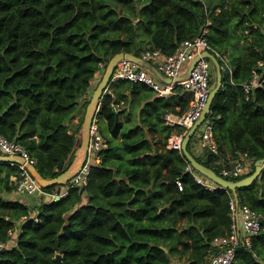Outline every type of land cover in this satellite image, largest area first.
<instances>
[{
    "label": "trees",
    "instance_id": "obj_1",
    "mask_svg": "<svg viewBox=\"0 0 264 264\" xmlns=\"http://www.w3.org/2000/svg\"><path fill=\"white\" fill-rule=\"evenodd\" d=\"M262 22L264 0H0V134L26 149L44 179L56 178L68 167L100 65L121 52L140 56L147 47L170 55L206 28L208 44L228 55L236 85L222 75L209 115L218 155L201 164L219 175L212 166L219 157L245 154L246 173L226 179L241 180L264 158V83L248 95L241 86L253 72H263L258 63L264 62V33L253 28ZM116 103L104 96L96 116L107 121L113 137L120 132ZM79 107L83 114L73 127ZM109 144L91 166L85 192L72 188L49 204L5 198L17 166L0 163V243L10 245L0 250V264H54L57 255L62 264L208 262L214 239L229 232L234 193L197 185L176 149L147 155L152 169L136 166L127 181L116 179L108 163L117 151ZM141 145L129 153L136 157ZM236 195L239 204L264 217V170ZM233 264H264V222L252 249L240 248Z\"/></svg>",
    "mask_w": 264,
    "mask_h": 264
},
{
    "label": "built area",
    "instance_id": "obj_2",
    "mask_svg": "<svg viewBox=\"0 0 264 264\" xmlns=\"http://www.w3.org/2000/svg\"><path fill=\"white\" fill-rule=\"evenodd\" d=\"M254 29H259L264 33V22L253 25ZM247 31H245L246 35ZM207 29L204 28L199 35L193 39L183 41L179 44L176 50L165 55L159 49L147 47L141 52L140 58L148 63H154L155 69L165 78L171 80V83H163L149 70L142 68L130 61H120L110 77L107 87L103 90L97 113L101 108V101L106 95H112L111 86L117 82H129L140 84L151 91L155 92L159 97L170 98L177 90L188 93L191 96L187 110L181 114H173L165 112L162 116V121L175 128H182V132L170 137V148L176 149L181 153V144L187 131L201 116L206 105L212 84V62L201 57L204 52L212 54L219 63V68L222 75H227L229 82L236 85L233 81V70L230 66L228 55L216 52L206 40ZM197 56H200L189 76L181 81L174 82L176 78L181 76L189 66L190 62ZM258 65L263 68L262 74L253 72L249 83L242 84L243 91L248 95L252 89L260 87L264 83V62H259ZM105 65L99 66V73L102 75ZM214 86V85H213ZM117 112V107H114ZM210 115V114H209ZM209 115L200 124L195 131L193 137L197 138L199 147L213 154H218V145L216 143L213 131L214 119ZM95 120V119H94ZM105 148L103 138L100 135L95 122L90 128V139L88 147V155L86 161L79 172L71 178L66 184L67 187L62 192H47L42 188L32 177L30 172L24 165L9 164L17 166V174L11 180L12 193L17 195L36 196L38 202L52 203L57 202L67 196L68 190L72 188H85L88 182V176L92 165L100 162V152ZM0 154L4 156H19L28 163L35 166L34 160L30 159L26 149L15 142L9 140L0 134ZM186 161V160H185ZM220 170V176L224 179H237L243 176L248 167L249 161L246 160V155H241L228 162ZM185 172L190 174L197 185L202 186L207 191H214L221 188L208 178L199 174L186 161ZM175 186L178 191L183 190V184L180 179L175 181ZM229 232L214 239V250L208 257L207 264H233L235 262L237 251L243 248L245 251L252 249V239L263 230L264 217L259 212L250 209L246 205L239 204L235 196L232 195L229 200ZM9 249L10 246L0 243L1 249Z\"/></svg>",
    "mask_w": 264,
    "mask_h": 264
},
{
    "label": "crops",
    "instance_id": "obj_3",
    "mask_svg": "<svg viewBox=\"0 0 264 264\" xmlns=\"http://www.w3.org/2000/svg\"><path fill=\"white\" fill-rule=\"evenodd\" d=\"M151 65L155 67L154 63ZM212 69H214V66H212ZM97 76L98 75L96 74L92 86L97 85L96 83L99 82L97 81L99 76ZM111 91L113 96H109L112 101L117 99V103L113 105L120 111L117 115V119L120 124L118 137L112 136L109 125L105 119H102L99 122L97 118H95L94 122L103 138L105 149L109 148V143H111L117 151V155L111 159L108 166L114 172V175H116V179H123L127 181V171L133 167H142L143 165H147L149 169H152L147 160H144V157L147 155H157L163 153L166 148L171 149L170 137L182 132V128H173L166 125L162 121V116L165 112H171L173 114H181L185 112L189 106V99H191V96L188 93L177 90L170 98L159 97L155 92L146 87L140 85L131 86L127 82H117L113 84L111 86ZM83 101L84 99H81L80 103L82 104ZM114 113L116 114V112ZM82 114L83 111L81 107H79L76 110L70 125L75 127L80 122ZM138 144L142 145L139 146L137 156L134 157L132 153H129V150L131 148L134 151L133 148ZM77 146L79 145L75 144L74 151ZM74 151L68 158V167L74 160ZM188 152L195 158L196 161H199V163L207 161L208 156L210 155H218L200 148L197 138L191 140ZM219 158L220 160L213 162L212 166L218 167L221 170L227 160L230 161L236 157L232 158L230 155H227ZM168 169L169 165L162 167V174H167ZM14 176L15 175L10 176V182ZM130 187L134 188L135 191L138 190L134 184H130ZM83 192H85V190ZM4 197L10 200H20L28 205H33V201L38 203V198L36 196L17 195L9 192L4 194ZM86 199L87 198L84 195L82 202H85ZM183 260L180 263L176 260L173 262L177 264H185Z\"/></svg>",
    "mask_w": 264,
    "mask_h": 264
},
{
    "label": "water",
    "instance_id": "obj_4",
    "mask_svg": "<svg viewBox=\"0 0 264 264\" xmlns=\"http://www.w3.org/2000/svg\"><path fill=\"white\" fill-rule=\"evenodd\" d=\"M201 57L209 59L213 66L215 72V83L213 88L211 89L206 105L203 109V112L199 119L193 124V126L187 131L185 137L183 138L181 144V153L184 159L191 165L193 169H195L199 174L208 178L215 184L219 185L223 189L230 190L234 193L235 199H237L236 190L249 187L257 178H259L260 174L264 170V158L255 161L254 170L251 175L238 180V181H230L222 178L220 175L216 174L212 169L204 166L195 160V158L188 152L187 145L190 142V139L193 137L195 131L198 129L200 124L205 120V118L210 114L211 104L216 95V93L220 90L222 86V73L219 68V63L217 59L210 53L204 52ZM200 56L195 57L189 64L185 73L174 80V82H178L186 79L196 62L199 60ZM130 61L142 68L149 70L153 73L159 80L164 83H171V80L165 78L162 74H160L150 63L143 61L140 57L126 52H121L115 54L107 63H105L104 71L102 76L97 83L95 89L93 90L91 96L89 97L88 103L85 107L83 120L81 123L79 134L77 135V146L74 151V160L70 164V166L59 176L53 179H44L36 167L23 158L19 156H4L0 154V163L2 164H15V165H24L26 169L30 172L32 177L36 180V182L44 189L54 186V185H66L73 176H75L79 170L84 165L87 155H88V147H89V139H90V128L94 119L97 116V108L99 106V100L101 98L103 90L107 87L110 77L115 69L116 65L120 61ZM80 192L84 191V188H79ZM54 264H62L60 255H57L54 259Z\"/></svg>",
    "mask_w": 264,
    "mask_h": 264
},
{
    "label": "rangeland",
    "instance_id": "obj_5",
    "mask_svg": "<svg viewBox=\"0 0 264 264\" xmlns=\"http://www.w3.org/2000/svg\"><path fill=\"white\" fill-rule=\"evenodd\" d=\"M212 75H213V83H212V87H213V85H214V78H215L214 69H212ZM182 260H183V258H182Z\"/></svg>",
    "mask_w": 264,
    "mask_h": 264
}]
</instances>
